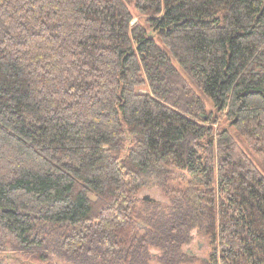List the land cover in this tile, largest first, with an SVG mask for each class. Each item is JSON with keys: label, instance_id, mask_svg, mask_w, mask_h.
<instances>
[{"label": "trees", "instance_id": "obj_1", "mask_svg": "<svg viewBox=\"0 0 264 264\" xmlns=\"http://www.w3.org/2000/svg\"><path fill=\"white\" fill-rule=\"evenodd\" d=\"M255 158L264 0H0V264H264Z\"/></svg>", "mask_w": 264, "mask_h": 264}, {"label": "rangeland", "instance_id": "obj_2", "mask_svg": "<svg viewBox=\"0 0 264 264\" xmlns=\"http://www.w3.org/2000/svg\"><path fill=\"white\" fill-rule=\"evenodd\" d=\"M199 96L204 101L206 108L208 110L214 109L213 104L211 100L200 90H197ZM254 156V155H253ZM252 156V157H253ZM256 159V158H255ZM256 163L258 164L259 168L261 169L262 173L264 174V167L262 164L258 162L256 159ZM169 173L172 179H169L168 181L163 180V171L156 172L154 171L150 175L148 174L147 177L144 180V186L141 187L139 190V197L146 198L147 200L156 201L160 203H168L169 202V196L175 193L176 188H185L186 183L190 184L192 183V178L179 171L178 169L174 167H168L166 169ZM175 178H183L186 179L185 183L180 184L178 180H175ZM182 179V180H183ZM189 188V187H188ZM187 188V189H188ZM188 193H190L191 197H194V194L192 190H188ZM202 231V230H199ZM200 245V248L199 246ZM188 248L189 251L196 252L200 259L205 258V256L208 255V253L211 250L210 242L206 239L205 236H197L194 237V239L190 242L188 246H185ZM7 255V260L9 264H34V261H29L27 258L22 256V253H20L17 250L12 249V247H9L7 252L5 253ZM55 264H65L68 260L66 256H63L61 252L54 253V256L52 257ZM151 264H160L159 261L156 259H152ZM42 263V262H41Z\"/></svg>", "mask_w": 264, "mask_h": 264}, {"label": "flooded vegetation", "instance_id": "obj_3", "mask_svg": "<svg viewBox=\"0 0 264 264\" xmlns=\"http://www.w3.org/2000/svg\"><path fill=\"white\" fill-rule=\"evenodd\" d=\"M198 246L200 248V245H198ZM189 252L200 259L199 255L196 252H193V251H189ZM201 259H205L206 260L207 259V256H205V258L203 257ZM194 264H198V262H194Z\"/></svg>", "mask_w": 264, "mask_h": 264}]
</instances>
